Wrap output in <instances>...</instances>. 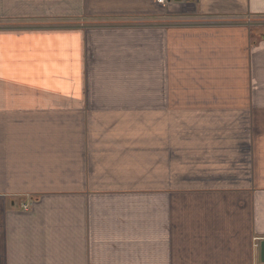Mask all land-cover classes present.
<instances>
[{
	"label": "crops",
	"instance_id": "crops-1",
	"mask_svg": "<svg viewBox=\"0 0 264 264\" xmlns=\"http://www.w3.org/2000/svg\"><path fill=\"white\" fill-rule=\"evenodd\" d=\"M247 18L264 0H0V264H264Z\"/></svg>",
	"mask_w": 264,
	"mask_h": 264
},
{
	"label": "rangeland",
	"instance_id": "rangeland-1",
	"mask_svg": "<svg viewBox=\"0 0 264 264\" xmlns=\"http://www.w3.org/2000/svg\"><path fill=\"white\" fill-rule=\"evenodd\" d=\"M20 11V9L18 8H8L7 9V12L8 14H12V13H18ZM19 13H23V12H19ZM18 13V14H19ZM234 21H230V22H226V23H230V24H245L248 27L249 31H252L253 33H250L252 36H251V42H259L261 40L260 38V35L262 34V28L264 27V21H260V20H256L254 18H247V19H244L242 21H237V19H233ZM200 20L198 21H191V22H196L198 23ZM22 22H27V23H30V22H34V20H22ZM9 24H13L14 21H11V22H8ZM218 23V22H217ZM220 24V25H218ZM218 24H213V23H205L203 24L204 26H208V27H220V26H223V25H228V24H224L223 23H218ZM201 25V24H200ZM185 26H193V25H185ZM231 26V25H230ZM24 28L28 27L27 25H24L23 26ZM253 28V29H252ZM256 28V31H254ZM261 33V34H260Z\"/></svg>",
	"mask_w": 264,
	"mask_h": 264
},
{
	"label": "water",
	"instance_id": "water-1",
	"mask_svg": "<svg viewBox=\"0 0 264 264\" xmlns=\"http://www.w3.org/2000/svg\"><path fill=\"white\" fill-rule=\"evenodd\" d=\"M181 2L182 0H168V2ZM261 258H262V262L264 263V242L262 243V247H261Z\"/></svg>",
	"mask_w": 264,
	"mask_h": 264
},
{
	"label": "built area",
	"instance_id": "built-area-1",
	"mask_svg": "<svg viewBox=\"0 0 264 264\" xmlns=\"http://www.w3.org/2000/svg\"><path fill=\"white\" fill-rule=\"evenodd\" d=\"M156 1L160 5H166L168 3V0H156Z\"/></svg>",
	"mask_w": 264,
	"mask_h": 264
}]
</instances>
